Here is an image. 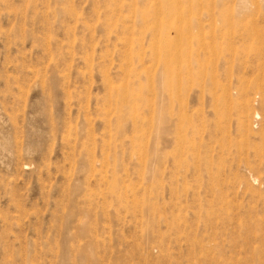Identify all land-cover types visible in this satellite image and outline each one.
Returning <instances> with one entry per match:
<instances>
[{
    "label": "rangeland",
    "instance_id": "374dc122",
    "mask_svg": "<svg viewBox=\"0 0 264 264\" xmlns=\"http://www.w3.org/2000/svg\"><path fill=\"white\" fill-rule=\"evenodd\" d=\"M258 1L0 0V264H264Z\"/></svg>",
    "mask_w": 264,
    "mask_h": 264
},
{
    "label": "bare ground",
    "instance_id": "6f19581e",
    "mask_svg": "<svg viewBox=\"0 0 264 264\" xmlns=\"http://www.w3.org/2000/svg\"><path fill=\"white\" fill-rule=\"evenodd\" d=\"M258 5H259L260 8H262V6L264 5V0H259L258 1Z\"/></svg>",
    "mask_w": 264,
    "mask_h": 264
}]
</instances>
